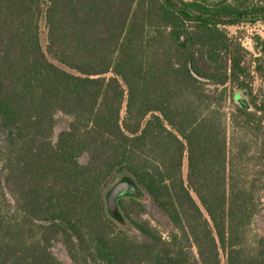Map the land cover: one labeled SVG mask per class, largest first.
Returning a JSON list of instances; mask_svg holds the SVG:
<instances>
[{"label": "trees", "instance_id": "16d2710c", "mask_svg": "<svg viewBox=\"0 0 264 264\" xmlns=\"http://www.w3.org/2000/svg\"><path fill=\"white\" fill-rule=\"evenodd\" d=\"M259 21L264 0H0V264H63L56 243L73 264H264V39L227 30ZM119 175L143 197L111 210Z\"/></svg>", "mask_w": 264, "mask_h": 264}, {"label": "rangeland", "instance_id": "374dc122", "mask_svg": "<svg viewBox=\"0 0 264 264\" xmlns=\"http://www.w3.org/2000/svg\"><path fill=\"white\" fill-rule=\"evenodd\" d=\"M215 1V0H214ZM228 32L231 35L234 36H239L241 37L244 46L251 52L253 55H257V52H255L254 46H253V41L252 37L253 36H260L264 39V21H259L255 24H242L237 27H228L227 28ZM41 43L43 48L46 50L47 46V30L45 26V21L42 20L41 22ZM68 127V119L65 118L64 116H59L58 121H57V126L55 129V136H54V143H57L59 135L65 131ZM88 160V156L84 155L81 158L82 163H86ZM186 164H185V172H186ZM121 175L117 176L114 180V182L111 184L110 188L120 181ZM109 188V189H110ZM146 210L147 214L145 218L149 220L153 225H155L162 233L164 236H167L170 230L169 223L166 219V217L163 215V213L152 203V201L149 198H145L142 200ZM129 234L132 236L136 237L139 240L149 242V240L140 234L138 231L133 229L130 226H125L124 227ZM256 229L264 235V211L263 213L258 217L257 219V227ZM53 253L63 264H73L71 259L69 258L64 246L60 243H56L53 245ZM225 261V260H224Z\"/></svg>", "mask_w": 264, "mask_h": 264}, {"label": "water", "instance_id": "95a60500", "mask_svg": "<svg viewBox=\"0 0 264 264\" xmlns=\"http://www.w3.org/2000/svg\"><path fill=\"white\" fill-rule=\"evenodd\" d=\"M239 103L245 109H250V104L246 97L240 95L238 97ZM142 188L136 183V181L130 177H126L117 183H115L109 190L108 202L110 209L115 210L117 202L123 198H142Z\"/></svg>", "mask_w": 264, "mask_h": 264}]
</instances>
